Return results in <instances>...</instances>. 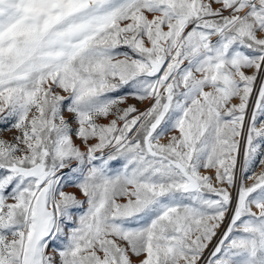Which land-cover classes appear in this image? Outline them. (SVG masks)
<instances>
[{
  "label": "snow or ice",
  "instance_id": "obj_1",
  "mask_svg": "<svg viewBox=\"0 0 264 264\" xmlns=\"http://www.w3.org/2000/svg\"><path fill=\"white\" fill-rule=\"evenodd\" d=\"M0 124V264H264V0H0Z\"/></svg>",
  "mask_w": 264,
  "mask_h": 264
},
{
  "label": "rangeland",
  "instance_id": "obj_2",
  "mask_svg": "<svg viewBox=\"0 0 264 264\" xmlns=\"http://www.w3.org/2000/svg\"><path fill=\"white\" fill-rule=\"evenodd\" d=\"M123 91H128V89H124ZM255 95V93H254ZM128 104H134L136 105L138 108H140L141 110H143L145 107H147V103H141L140 101L138 100H135V99H132V98H129L128 101H127ZM253 105H254V101H250V107H249V113L252 111V108H253ZM102 123H107V121H101ZM260 122V118L258 117V124ZM16 135V132L14 130L12 131H9L8 130V125L7 124H0V138H4V139H8V140H11L12 137ZM77 144L80 143V141H76ZM118 167V165H117ZM239 167V166H238ZM257 172L260 171L259 168L256 169ZM65 191H68V192H75L76 195L80 198V199H84V197L81 195L80 191L78 188L76 187H73V186H67L65 187L64 189ZM235 195V193H233ZM86 207V205H85ZM255 210V209H254ZM216 241L214 239L213 241V244H215ZM211 248V246H210ZM206 255H207V252H206Z\"/></svg>",
  "mask_w": 264,
  "mask_h": 264
}]
</instances>
